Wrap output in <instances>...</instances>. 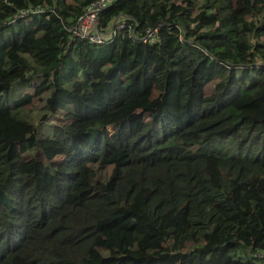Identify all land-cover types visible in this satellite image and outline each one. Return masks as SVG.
Returning <instances> with one entry per match:
<instances>
[{"label":"trees","instance_id":"16d2710c","mask_svg":"<svg viewBox=\"0 0 264 264\" xmlns=\"http://www.w3.org/2000/svg\"><path fill=\"white\" fill-rule=\"evenodd\" d=\"M96 1L0 0V264H264V0Z\"/></svg>","mask_w":264,"mask_h":264},{"label":"built area","instance_id":"2783aa9c","mask_svg":"<svg viewBox=\"0 0 264 264\" xmlns=\"http://www.w3.org/2000/svg\"><path fill=\"white\" fill-rule=\"evenodd\" d=\"M115 2V0H97L95 3L90 5L83 17L80 18L78 24L73 28L69 29V32L73 37H78L81 39L88 40L94 44L101 45L105 42L111 40L116 36V31L114 29L110 30L107 33H102L98 29L99 24V15L104 10L110 7ZM41 10H36L35 13H40ZM21 16H27L30 14L29 11H25ZM125 28L124 25H120L118 31H121ZM156 31H148L146 36L142 39L143 42H148L149 39L155 38ZM133 38H136L134 33L131 35Z\"/></svg>","mask_w":264,"mask_h":264},{"label":"rangeland","instance_id":"374dc122","mask_svg":"<svg viewBox=\"0 0 264 264\" xmlns=\"http://www.w3.org/2000/svg\"><path fill=\"white\" fill-rule=\"evenodd\" d=\"M214 89H215L214 84H211V85L207 86V88H206L207 94L210 95V96L214 95ZM44 104H45L44 100H42V99L41 100H37V103L34 106L35 114H38V115L41 114V111L40 110L44 106ZM21 118L24 119V120L29 121L32 124L37 125V129L40 126V122H38V120H36L34 117H25V118L21 117ZM63 119H64V114L63 113H60V114H58L55 117H50L49 116L48 119H47V126H45L46 121H42L41 122L42 123V127H44V126L45 127H48V126L59 125V124H61V122L63 121ZM44 133L48 135L50 133V131L47 130V131H44ZM41 135H42V133H41ZM59 159H61V158H58V160Z\"/></svg>","mask_w":264,"mask_h":264},{"label":"clouds","instance_id":"9594fccd","mask_svg":"<svg viewBox=\"0 0 264 264\" xmlns=\"http://www.w3.org/2000/svg\"><path fill=\"white\" fill-rule=\"evenodd\" d=\"M114 29V28H113Z\"/></svg>","mask_w":264,"mask_h":264}]
</instances>
